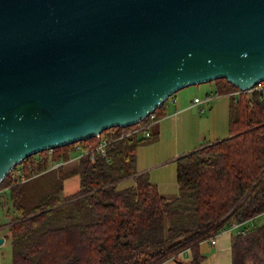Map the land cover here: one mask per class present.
Instances as JSON below:
<instances>
[{
    "label": "water",
    "instance_id": "obj_1",
    "mask_svg": "<svg viewBox=\"0 0 264 264\" xmlns=\"http://www.w3.org/2000/svg\"><path fill=\"white\" fill-rule=\"evenodd\" d=\"M219 77L264 80V0H0V181Z\"/></svg>",
    "mask_w": 264,
    "mask_h": 264
},
{
    "label": "trees",
    "instance_id": "obj_2",
    "mask_svg": "<svg viewBox=\"0 0 264 264\" xmlns=\"http://www.w3.org/2000/svg\"><path fill=\"white\" fill-rule=\"evenodd\" d=\"M207 82L221 93L238 88L224 77ZM165 102L138 123L32 154L19 163L24 179L8 173L0 181L12 207V264H199L200 241L234 221L256 220L264 211V94L231 95L228 135L175 158V194L136 170V148L157 138L149 125L166 114ZM142 123L146 137L137 129ZM101 140L105 155L73 158L74 145L94 149ZM70 176L79 188L66 194ZM128 177L134 182L120 186ZM243 227L244 235L232 231V264H264V220Z\"/></svg>",
    "mask_w": 264,
    "mask_h": 264
},
{
    "label": "crops",
    "instance_id": "obj_3",
    "mask_svg": "<svg viewBox=\"0 0 264 264\" xmlns=\"http://www.w3.org/2000/svg\"><path fill=\"white\" fill-rule=\"evenodd\" d=\"M193 88L194 89H184L180 93L174 95L172 102L178 105L172 110H169L171 104L168 106L165 105L166 114L153 121L155 129L158 131L157 138L152 142L140 144L136 148L137 172L147 173L149 180L156 184L159 191L164 194H174L178 191L176 165L175 179L171 178V171L169 178H166L164 176L165 170L163 167L166 161L172 158L175 161L178 155L191 151L203 143V140H198L197 138V134L201 131V125H198V121L195 119V113L193 111V106H195V104H192L191 101L197 96L194 95L193 98L188 101L189 95L195 92V90L200 91L201 89L206 91L205 95H211L210 91H212L213 88L214 94L217 91L214 83H207L204 85L198 84L194 85ZM229 95L234 96L232 91ZM209 100H211V98ZM228 104L229 102H215L208 113L203 116L204 120H206L210 126L207 129L208 135H210L209 141H213L211 139H220L228 135ZM223 105L226 107L225 110L222 107ZM200 109L202 108L200 107ZM215 114L217 115V119L214 117ZM201 118L200 116L199 119ZM224 121L227 123L226 134L222 132V136H220V134H217V127L219 124L222 129ZM133 182V178L128 177L120 181V184H123L122 186H127ZM232 231V228L227 227L214 236L200 241L199 248L203 256L199 264H232ZM183 256L186 258L189 255L185 251ZM158 264H174V259L168 258Z\"/></svg>",
    "mask_w": 264,
    "mask_h": 264
},
{
    "label": "rangeland",
    "instance_id": "obj_4",
    "mask_svg": "<svg viewBox=\"0 0 264 264\" xmlns=\"http://www.w3.org/2000/svg\"><path fill=\"white\" fill-rule=\"evenodd\" d=\"M207 83H210V82H203V83H200V84L204 85V84H207ZM194 85H198V84L188 85L186 87H183V88L175 91L172 95H170L167 98L166 102H165L166 106L171 104L170 109L169 108L168 109L172 110L175 106L178 105L177 103H173L172 102V99H173L175 94L180 93L184 89H186V90L187 89H194L193 88ZM213 91H214V88L212 89V91H210L211 100H207V102L204 101V102H201L199 104H195V106H193V111L195 113V119H196V121H198V125H201L200 126L201 131L197 134V138H198V140H203V143H206V142H208L210 140V138H209L210 135H208V132H207V129L210 126H209L208 122L206 120H204L203 116H205L208 113V111L210 110L211 106L215 102H219V103L220 102H223V103L224 102H229L230 97H231L227 93H221L219 91H216V93L214 94ZM205 94H206V91L203 90V89H201L200 91L195 90V92H193V93H191L189 95L188 101L191 100L194 95H196L199 99H201V98H203L205 96ZM200 107L202 109H200ZM222 107H223L224 110L226 109L225 105H223ZM200 116L202 117L201 119H199ZM214 117L217 119V115L216 114H215ZM219 118H220V116H219ZM153 121L154 120L151 121L149 126L153 125V123H154ZM154 127L155 126L153 125L152 128H154ZM226 130H227V123H225V121L223 122V128L222 129H221L220 125L218 124L217 134H220V136H222L221 135L222 132L224 134H226L225 133ZM140 134L142 135L143 132H140ZM203 134H204V137H203ZM217 136H219V135H217ZM226 136H224V137H226ZM224 137H222V138H224ZM211 140H214V139H211ZM86 150H88V149H86ZM84 151L85 150L81 149L78 144L74 145V152H73L74 156L77 155V154H80L81 152H84ZM39 153H41V151H39ZM35 156H37V155H35ZM74 161H75V159L69 161L66 165L69 166L72 163H74ZM175 165H176V163H175L173 158L166 161V163L163 166L164 170H165L164 176L166 178H169V176H170L169 174H170V171H171V178L175 179ZM15 168H17L18 171L22 170V167L20 166V164L18 166H16ZM16 177H19V179L22 180L20 175H17ZM122 185L123 184H121L120 186H122ZM78 188H79L78 176H70V177H68V178L63 180V189H64V192L66 194L73 193ZM38 192L39 191H37V194H38ZM7 193L8 192H7L6 189H0V237H3V241L0 243V264H12V249H11V243H10V231H9V228H8L9 215L7 214L8 213L7 207H10V209L12 207H11V202H10V200L7 197ZM263 220H264V216L259 215L256 218L255 222L257 224H260V223L263 222ZM229 228H230V226H229Z\"/></svg>",
    "mask_w": 264,
    "mask_h": 264
},
{
    "label": "built area",
    "instance_id": "obj_5",
    "mask_svg": "<svg viewBox=\"0 0 264 264\" xmlns=\"http://www.w3.org/2000/svg\"><path fill=\"white\" fill-rule=\"evenodd\" d=\"M242 91H248L250 93L251 92H256V93L264 94V80H261V81L257 82L255 85H253L252 87H250L247 90H241V89L237 88L234 91H232V93L234 95H236V94H238V93H240ZM210 98H211V96L209 94L205 95V97L203 99H199L198 97H194L193 100H192V104H199L201 102L209 100ZM151 118H152V116H151ZM137 129L142 130V132H143L142 135L145 136V137L149 134L148 123L140 124ZM105 143H106L105 140H101L94 149L85 150L84 152H81L80 154H77V155L73 156V158H76V157H78L81 154L88 155V157L90 159H94L95 153H101L102 155H105V147H104ZM57 164H59V162L55 163L54 165H57ZM9 174H10V177L12 179H15V177L17 175H20L21 179H24V175H23L22 170L18 171L17 168H13L9 172ZM260 215L264 216V211ZM244 223H248L249 225H251V227L256 225L255 218L251 217V218H249V219H247L245 221H234V222H232L231 225H230V228L238 229V230H240L241 234L244 235L246 233V231H247L246 228L243 227Z\"/></svg>",
    "mask_w": 264,
    "mask_h": 264
}]
</instances>
